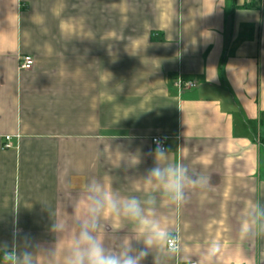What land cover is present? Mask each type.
<instances>
[{
  "label": "crops",
  "instance_id": "1",
  "mask_svg": "<svg viewBox=\"0 0 264 264\" xmlns=\"http://www.w3.org/2000/svg\"><path fill=\"white\" fill-rule=\"evenodd\" d=\"M258 7L0 0V264H20L25 250L35 264H63L93 180L142 205L154 196L160 224L178 233L176 251L161 242L143 264H208L213 241L215 264H264V0ZM23 57L30 70L18 69ZM179 80L195 88L179 92ZM154 137L166 158L154 157ZM176 163L210 178L178 208L146 179ZM97 235L109 252L141 247L123 219L101 218Z\"/></svg>",
  "mask_w": 264,
  "mask_h": 264
},
{
  "label": "clouds",
  "instance_id": "2",
  "mask_svg": "<svg viewBox=\"0 0 264 264\" xmlns=\"http://www.w3.org/2000/svg\"><path fill=\"white\" fill-rule=\"evenodd\" d=\"M156 159L166 158L167 151L162 145L157 144L154 149ZM139 159L135 160L138 164ZM146 179L151 183L155 182L163 198L169 201L170 205L177 208L186 202L188 190L205 189L210 185V178L204 175L194 176L189 174L188 169L182 163L171 166L152 167ZM88 195L86 197L87 209L84 218L78 222L79 231L67 246L63 264H143V261L153 254V249L160 250L161 242L164 248L168 249L170 241H178V233L172 229L164 228L156 213V199L149 197L150 204L135 197L117 198L112 192L106 190L96 180L87 185ZM151 209L153 215L149 216ZM101 218H117L128 221L137 232L141 247L135 248L132 244L124 246L120 251L109 252L97 235ZM54 230L63 233L66 224L61 226L59 222L54 225ZM259 233V228H257ZM251 234V231L244 235ZM221 245L217 241L210 242L206 249L208 264H215L220 254ZM176 254L172 253L170 258ZM154 264H158L156 257ZM20 264H35L32 252L25 250L20 256Z\"/></svg>",
  "mask_w": 264,
  "mask_h": 264
},
{
  "label": "built area",
  "instance_id": "3",
  "mask_svg": "<svg viewBox=\"0 0 264 264\" xmlns=\"http://www.w3.org/2000/svg\"><path fill=\"white\" fill-rule=\"evenodd\" d=\"M32 58L30 57H23L20 59V62H19V66H18V69L20 71H27V70H30L31 67H32ZM177 90L179 92H182V91H188V90H192L195 88V84L193 82H182V81H177L176 84H175ZM6 141H9V137H6L5 138ZM150 143L152 145V147L155 149L157 144L159 143L160 145H162L165 149V140L164 138H161V137H154V138H151L150 139ZM4 148L6 149H9L11 148V145L9 143H6L4 145ZM178 248V245H177V242L176 241H170L169 242V246H168V249L169 251H176ZM187 264H195V263H187Z\"/></svg>",
  "mask_w": 264,
  "mask_h": 264
},
{
  "label": "trees",
  "instance_id": "4",
  "mask_svg": "<svg viewBox=\"0 0 264 264\" xmlns=\"http://www.w3.org/2000/svg\"><path fill=\"white\" fill-rule=\"evenodd\" d=\"M258 9L260 8V0H258ZM256 8L255 4H250V5H247V6H243L242 9H254ZM264 118V115L262 116Z\"/></svg>",
  "mask_w": 264,
  "mask_h": 264
}]
</instances>
